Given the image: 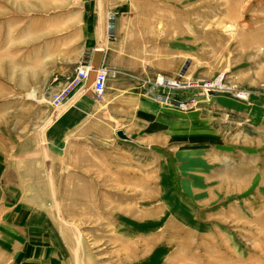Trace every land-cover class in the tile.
Returning <instances> with one entry per match:
<instances>
[{
  "label": "rangeland",
  "instance_id": "rangeland-1",
  "mask_svg": "<svg viewBox=\"0 0 264 264\" xmlns=\"http://www.w3.org/2000/svg\"><path fill=\"white\" fill-rule=\"evenodd\" d=\"M102 17L93 108L128 112L59 125ZM14 242L8 264H264V0H0L5 264Z\"/></svg>",
  "mask_w": 264,
  "mask_h": 264
},
{
  "label": "crops",
  "instance_id": "crops-1",
  "mask_svg": "<svg viewBox=\"0 0 264 264\" xmlns=\"http://www.w3.org/2000/svg\"><path fill=\"white\" fill-rule=\"evenodd\" d=\"M112 4V3H110ZM109 4V5H110ZM102 6V5H101ZM103 11V9L101 10ZM101 20V24L99 25V31H97L96 33H93V35L91 36L92 39L88 42H90L92 45H89L90 49L88 53H92L93 49L95 48H100L102 50V59H101V64L105 65V66H109L108 64H110V50L111 47L110 45L107 46L106 45V39L102 37L100 38V35H102L101 31L103 29V17L100 18ZM94 40V41H93ZM109 50V51H108ZM120 75L119 78H117V80H115V91H123L124 88V82H126V79L123 78V76ZM89 83H90V88L91 91L89 93L88 92H83L81 90H75L73 91L67 98L65 103L63 104V106L60 108L59 110V125H61L62 122L68 123V124H73L77 118H79V121L82 118H88V117H95V116H110V110L112 109L113 111L117 112L118 116H122L124 114V112H128V110H120V107H111V109L109 110V108L106 107V110L102 113V114H97L95 113V110L93 108V104H92V99H93V92H92V81H93V77L90 76L89 78ZM116 97V96H114ZM118 100L122 99V96L119 95ZM77 122V121H76ZM66 128V126H65ZM28 244V243H27ZM27 250L29 249V245L26 246ZM3 254L4 253H14L15 255L13 257H11V255L8 257L9 258L7 260V264L10 260V258H15V256L17 255V252L19 251V246L14 242V248L12 249V244L11 245H6V247H3ZM3 258V259H2ZM6 259V256H3L2 254H0V264H5L4 261Z\"/></svg>",
  "mask_w": 264,
  "mask_h": 264
},
{
  "label": "built area",
  "instance_id": "built-area-1",
  "mask_svg": "<svg viewBox=\"0 0 264 264\" xmlns=\"http://www.w3.org/2000/svg\"><path fill=\"white\" fill-rule=\"evenodd\" d=\"M114 29V18L112 15H110L106 24L107 34L112 35L114 33ZM90 55V53H87V55L84 56L81 64L76 67L73 79L67 82L65 86H63L60 90L54 92V94L51 96L50 103L53 106H59L65 100L67 93L71 92L73 88L79 86L87 80L89 72L91 70ZM117 72V70L105 65L103 67L99 66V68L95 70V76L92 82V92L95 100L100 101L104 98L106 83L108 79L112 76L114 77ZM170 83L172 82L169 78H165L159 75L157 76L155 81L152 82V86L162 85V87H165L167 84L172 85ZM209 87L210 86H208L207 89H210Z\"/></svg>",
  "mask_w": 264,
  "mask_h": 264
},
{
  "label": "water",
  "instance_id": "water-1",
  "mask_svg": "<svg viewBox=\"0 0 264 264\" xmlns=\"http://www.w3.org/2000/svg\"><path fill=\"white\" fill-rule=\"evenodd\" d=\"M101 59H102V50L98 49V48L93 49L92 57H91V63H90V67H91L90 76L91 77H93L94 70L97 69V67L99 66ZM90 76H89V78H90ZM207 93H209V94H226V95H233L234 96V94L228 90L209 89V90H207ZM116 135L120 138L128 139V136L121 129L116 130Z\"/></svg>",
  "mask_w": 264,
  "mask_h": 264
},
{
  "label": "bare ground",
  "instance_id": "bare-ground-1",
  "mask_svg": "<svg viewBox=\"0 0 264 264\" xmlns=\"http://www.w3.org/2000/svg\"><path fill=\"white\" fill-rule=\"evenodd\" d=\"M98 49H100V48H98ZM91 57H92V53H91V55H90V63H91ZM99 66H100V67H103V66H104L103 64H101V61H100ZM99 66H98L97 68H99ZM95 70H96V69H95ZM95 70H94V74H93V80H94V76H95ZM90 73H91V70H90V72H89L88 78H89V76H90ZM88 78H87V80H88ZM87 80H86V81H87ZM170 81L173 82L172 79H171ZM92 82H93V81H92ZM170 84H171V83H170ZM176 84H180V83L177 82ZM205 86H206V85H205ZM208 86H210L209 88L212 89L211 83H209ZM208 86H206V88H208ZM185 87H186V86H185ZM207 90H209V89H207ZM219 90H220V89H219Z\"/></svg>",
  "mask_w": 264,
  "mask_h": 264
}]
</instances>
